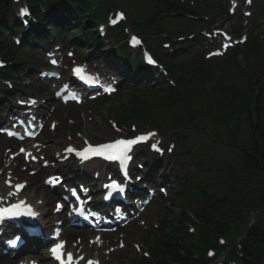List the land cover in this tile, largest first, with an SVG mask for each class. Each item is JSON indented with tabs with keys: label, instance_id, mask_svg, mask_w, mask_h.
Wrapping results in <instances>:
<instances>
[{
	"label": "trees",
	"instance_id": "trees-1",
	"mask_svg": "<svg viewBox=\"0 0 264 264\" xmlns=\"http://www.w3.org/2000/svg\"><path fill=\"white\" fill-rule=\"evenodd\" d=\"M259 127H262L261 130ZM251 135V142L249 144H244L240 146V157L238 163V169H234L231 172V179L233 184L232 188L228 191L222 192L220 198H224L228 196V193L232 191H237L239 188V184H248V180L250 184L253 185L257 190V197H264V125H260ZM247 178L241 177L246 176ZM253 183H252V182ZM227 205V200L224 202V206ZM211 214V217L208 218V222L212 224L209 227H206V237L210 239H215L218 236L225 234L224 230L226 225L228 224V219L224 218L223 211H208L204 216H208ZM174 242H178L183 237L180 233H177L174 236Z\"/></svg>",
	"mask_w": 264,
	"mask_h": 264
},
{
	"label": "snow or ice",
	"instance_id": "snow-or-ice-1",
	"mask_svg": "<svg viewBox=\"0 0 264 264\" xmlns=\"http://www.w3.org/2000/svg\"><path fill=\"white\" fill-rule=\"evenodd\" d=\"M22 15H26V13L22 10L21 12ZM119 18H123V14H118ZM115 22V21H113ZM133 43H139V41L133 37ZM71 56L72 53H69ZM153 61L149 60V63H152ZM74 71L77 74H80L82 69L81 68H76ZM90 80L92 81H98V77H89ZM107 92L114 91L111 87H107L104 89ZM59 95V93H58ZM156 135V133H150L147 136L141 135L132 139L124 140V139H117L112 143H107V144H100L97 146H92L88 145L86 148H84L82 151H77L71 146H69L67 149H65L66 153H74L76 156L80 159L81 163L91 159L93 156H102L103 158L107 160H119L121 164L125 160H130L131 157L128 155V153L132 150L133 146H135L138 143H143L146 142L148 138L151 136ZM87 143V142H86ZM153 149L156 151H160V149L157 147L156 144L152 145ZM23 151V149H22ZM67 158V157H65ZM10 183V182H9ZM23 186L22 185H16L17 190L21 189ZM113 187H116L113 185ZM122 191V189H121ZM17 193H9V195H16ZM21 205L19 204H13L10 208H3L0 209V215L7 213L10 215H16V209L20 208ZM59 205H58V210H59ZM80 214V213H77ZM62 248L63 244H56L54 247L51 248V254L55 258V260L59 261L60 264H76V262L73 260L72 254L68 253L67 254V260L65 261L64 259V254L62 253ZM147 255V253H145ZM209 255L211 256L212 253L210 252ZM88 264H94V262L89 261Z\"/></svg>",
	"mask_w": 264,
	"mask_h": 264
},
{
	"label": "rangeland",
	"instance_id": "rangeland-1",
	"mask_svg": "<svg viewBox=\"0 0 264 264\" xmlns=\"http://www.w3.org/2000/svg\"><path fill=\"white\" fill-rule=\"evenodd\" d=\"M85 126V125H83ZM199 137V136H198ZM203 141H206L207 140V137H201ZM169 161V159H167ZM178 172H182V171H186V168H176ZM156 174H159V172H157ZM42 191L41 188H38L37 190V193L40 194ZM129 249H126V250H119L116 248V253L114 254L115 256L112 258V260L116 261L117 259L125 256L129 251ZM89 251V249L87 250ZM96 254H98V250H95L94 251ZM102 257H104L105 261L106 262H109L110 261V257H109V254L106 253V251H104V253L102 254Z\"/></svg>",
	"mask_w": 264,
	"mask_h": 264
},
{
	"label": "bare ground",
	"instance_id": "bare-ground-1",
	"mask_svg": "<svg viewBox=\"0 0 264 264\" xmlns=\"http://www.w3.org/2000/svg\"><path fill=\"white\" fill-rule=\"evenodd\" d=\"M90 50H91L92 53L94 52V49H93L92 47L90 48ZM13 102H14V101H13ZM12 104H13V103H11V105H12ZM118 116H120V115H118ZM113 117H115V115H113ZM30 133H31V131L29 132V134H30ZM85 167H86V164H85ZM29 200H30V202H32V199H29ZM33 201H34V200H33ZM35 203H36V202H35ZM7 254H8L9 256L12 255L11 252H8Z\"/></svg>",
	"mask_w": 264,
	"mask_h": 264
}]
</instances>
